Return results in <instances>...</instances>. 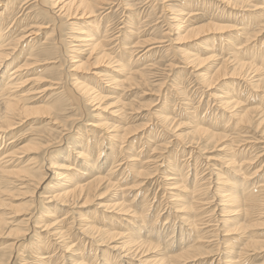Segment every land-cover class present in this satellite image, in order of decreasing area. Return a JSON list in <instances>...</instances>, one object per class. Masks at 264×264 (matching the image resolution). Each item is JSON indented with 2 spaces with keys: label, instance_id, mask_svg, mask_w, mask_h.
<instances>
[{
  "label": "rangeland",
  "instance_id": "1",
  "mask_svg": "<svg viewBox=\"0 0 264 264\" xmlns=\"http://www.w3.org/2000/svg\"><path fill=\"white\" fill-rule=\"evenodd\" d=\"M8 1L10 0H4L0 3V15L2 12H5V15H2L0 19H3L4 16L12 12L15 7L22 6L18 0L12 1L10 4H8ZM97 1L93 0V2ZM130 1L129 6H132V9L129 7L128 14L133 12L132 16H138L136 20L132 21L131 26L126 27L122 25L123 20L126 19V16H123V14L128 15L124 8L119 9L116 7L117 9L114 8L113 11L108 10L106 11L107 13H104L110 14V23L113 25L110 23L108 25L111 31L114 29L113 32H118L116 25L121 29V39L119 40L121 41V48L117 50V53L112 54L111 59L108 60L112 64H108L109 62L105 60L98 65L90 66L89 69L86 68L87 64L93 63L95 57H98V53L90 56L89 50L82 45L80 39L74 37L79 36L77 34L79 28L84 31L87 29L86 24L83 22L91 19H79L81 16L78 15V18L68 21L62 14L59 16L61 18L60 29L62 31L55 32V26L59 24V20L55 21L51 18L50 14L47 15V9L52 8H44L43 3L37 6L36 0L30 1L29 5L32 4V7L29 9L30 17L40 18L41 20H38L43 24V28H40L41 32L36 35V38L38 37L39 39H34L31 43L23 45V48L17 54V58H19V65L28 64V69L25 71H28L29 75L25 79L34 77L42 80V84L38 88L40 93L30 95L34 99L31 105L39 108L40 113H32L28 116V119H24L20 124H15V128L7 132L5 143L9 147L16 146V149L19 150L20 154H18L17 159L21 162L19 166L25 165L30 172L46 175V178L45 183L37 191L32 190L30 187L24 189L16 188L20 182L16 183V185L3 184V189L0 190V221L6 220L8 224L0 232V255L7 254V257L13 255V259H10V264H37L39 259L44 256V258L53 260L50 264H63L64 262L65 264H73L76 260L79 263L83 261L81 264H103L102 260L104 258L109 259L108 264H124L122 257L120 258L119 254L112 251L110 247L116 244H121V247H123L122 244L127 242L125 237L132 238L129 234L134 236V239H148L145 233L151 228H153V236L148 241V254L146 253L147 255L141 260L149 259L154 262L163 255H167L170 251L166 247L168 242H172V248L175 251L172 255L177 254L179 252L177 248L179 245L181 246L182 242L181 233L184 230L186 232L187 225L181 222L180 217H177L180 215L174 210L171 195L174 194L176 198L180 199L182 195L178 196L182 192L181 194L186 196L185 191L189 192L193 190L195 180L202 179V184L204 183L207 187L209 186V189L206 192L198 193L199 197L197 198L202 199L201 201L206 203V206H202V210L205 209L204 212H208L209 214H204L203 218H207L205 220H210L212 223H210L211 225H205L204 229L198 228L192 234H189L188 231L184 232V236L189 234L190 244L195 245L200 251L197 253L198 260L189 264H218L220 258L225 259L227 256H234V253L236 251L240 253L242 248H246L241 261L242 264H264V246L260 245L257 248L248 247L249 249L246 247L249 240L264 241V218L259 222H248L242 215H223L224 213L220 212L222 207L220 203L218 204V201L222 197L214 198L213 196L214 193L231 189L235 185L242 187L244 177L248 180V183H257L256 187L264 182V123L260 125L262 122L261 116L264 113V83L257 88L251 84V82L262 78L264 74V62H262L264 60V16L263 19L262 17L258 18L260 13L264 15V0H233L237 6L222 5L218 2L227 0ZM183 9L185 11L197 9L200 15L192 18V22L185 23L184 27L190 24L185 30L182 29L178 32L172 27V23L174 22L169 20L173 17V11L181 14V10ZM40 12L44 15L37 17L36 15H39ZM21 15L22 13H19L17 15L18 18ZM186 19L187 17H185ZM205 25L214 26L216 29H210L207 33L205 31L206 35H202L199 39L193 40V37L188 36L187 32L189 29ZM232 27L236 29L227 31V29ZM217 28H224L225 31ZM244 29L246 34L240 38L238 34L244 33ZM259 29H262V31ZM19 33L20 31H17L12 38L16 39ZM9 34L10 32H7V36ZM229 35H232L231 39L227 38ZM7 36L6 42H9L10 39H7ZM248 39H250L249 42L247 41ZM56 40H60L59 45L60 47L62 46V49L57 48L54 51L44 52V46L47 45V42L49 43L50 41L51 44V41H54L51 45L53 46V44H57L58 41L56 42ZM136 43L139 44L137 45L138 48L133 47ZM231 43L235 45H240L241 43L249 45L240 51L242 54H246L244 58L242 55L238 59L247 63L252 62V67L258 65L257 67H260L259 71H253L251 68V75L248 78H251V82L249 83L248 79L237 78L235 76L225 79L219 78L215 82L211 81L213 84L209 85L210 80L217 77L216 73L223 65L222 62L224 60L230 59V61H233L235 59L233 51L227 50ZM124 45L126 47L123 52ZM115 46L111 47L112 50L108 49L109 52H114L113 48ZM251 46L253 49L257 46L259 48L258 53L256 51L257 54L254 56ZM147 50H149V53ZM212 54L218 57L215 59L217 61L206 60ZM63 55L66 58L69 55L70 58L73 56L76 58L69 61ZM139 57L142 58L136 62ZM75 61L77 62L72 63ZM79 61H82L85 66L76 67L79 65ZM72 64H75V66H72ZM234 64L235 61L233 64H229L227 70L230 72L234 71L236 68ZM67 65L69 67L72 66L70 71L80 78L92 77L98 79L92 75L93 71H107L106 75L108 79L105 78L106 80L100 81L101 84L99 83L100 87L98 89L100 93L103 86L105 87L104 92L109 90V94L103 93L104 95H108V98L102 101L100 106L94 107H92V104L86 102V98H83L85 100L83 109L76 105V103L73 104L67 100L66 90L64 89V86L66 88L68 86L66 74L69 69H67ZM132 70H140L143 78L140 76L134 80H126L124 82V79H126ZM245 72L246 70H243L244 74ZM5 74H3V77ZM202 74L206 76L202 77ZM113 76L116 78V81L108 83L109 78ZM58 78L62 80L59 81ZM53 81L60 82L63 89L57 91V93L55 92L52 96L49 93H41V90L49 87ZM87 84L92 85L89 82ZM29 88L30 86L16 93V96L24 94ZM60 92L63 93L60 95ZM225 93L227 98L233 97L234 100L238 99L239 106L235 108L230 107V109L222 106L220 102ZM107 103H111V105L106 108L105 105ZM120 108L121 133L127 129V131L132 130L135 134L130 135L123 142H118L117 146L114 147L113 144L116 141L108 138V135L115 134L116 131L104 129L106 126L102 125L105 123L103 115L108 116L112 111ZM247 110L252 112V122L241 123V125L237 126L236 121ZM73 117L77 119L74 120ZM53 118L57 119V124L62 126L61 129L59 128V131L63 128L67 132L70 131L68 136H61L58 131H55L54 134L50 133V120ZM113 118H116V116H113ZM160 118L166 121L168 119L166 126L163 125ZM107 121V124L112 125L113 121ZM202 125L220 135H218L216 140H212L209 135H200L196 130L197 127ZM12 140H15V143L10 146V141ZM39 144L44 145H41V148L38 149ZM70 144L73 147L71 149L68 148ZM79 146L81 148L85 146L84 149L86 151L90 149L91 152L93 151V156L91 157L93 164L98 159L96 150L98 146L102 148L103 152L99 163L108 154L115 153L116 149L119 150V147L124 150L122 154H117L116 160L119 164L117 163L109 167V163L106 168L107 170L104 171V175L106 176L112 172L110 169H113V172L117 173L115 182L118 181V186H121L118 190L116 188L109 190L107 195L111 199L116 191L121 190L122 193H125L123 194L125 198L129 199L126 204L132 203L136 197L134 204L131 206V211H134L138 204L142 206V201L146 203L147 217L144 220L145 225L139 230L138 236H136L138 234L136 230L138 222L134 221L131 213L115 209L113 204L116 203V200H108V198L98 199L97 197L84 207L82 206L84 201L79 202L74 208L75 212H72L71 216L74 218L76 225L80 219L86 220L85 218H88L90 223L101 229L98 238L92 237L85 240V251L82 252L80 249L82 242L80 243L77 240L75 234L60 238L62 240L60 241L58 237L53 236L52 231L54 230L41 231L45 229L43 228L44 225L50 227V224L54 223L55 219H52L48 215V212L51 214L55 213L57 218H62L66 212V208L62 207L57 210L50 209L54 208L52 206L54 203H51V199L49 198L58 193L73 190L77 184H85L95 178V174H92V169H90L92 164H85L81 158H78L76 152L79 150L76 151L75 149ZM130 149H133L137 153V157L134 156V160H141L140 167L142 166V170L140 169V171H146L147 176L138 175L135 170L121 173L132 164L133 159L128 157L132 154ZM67 156L76 157L79 163H73L72 161L71 168H76V171L81 172L74 175V171L58 170L61 176L52 175L50 173L52 163L58 161L57 159L59 158H66ZM149 159H153V161L150 162ZM59 160L61 161L60 163H65L64 159ZM231 160H234V162H230ZM145 161L146 163L149 162L151 166L148 165L149 163L145 164ZM173 167L174 169H172ZM92 168L94 169L93 165ZM167 173L169 175L172 173L176 174L177 178H179V181H177L179 184L181 183L180 179H186L182 184L184 188L170 189L167 183L172 184L174 181H169L167 177L164 178ZM218 174H221L220 181L217 180ZM182 176L183 178H180ZM170 177L173 178V175ZM7 179L14 180L11 178ZM24 180H28V178ZM21 183L25 184L26 182ZM135 187L136 189L139 187L141 191H135ZM129 188H131L129 192L134 190L131 195H128ZM139 188L137 190H140ZM100 191L99 194L106 192L104 189ZM136 194L138 196H135ZM258 195L264 198V193L258 192ZM188 197L190 198L187 195L186 201L189 200ZM209 198L211 199L209 200ZM257 199L259 202V198ZM100 201H102V206L99 204ZM168 202L170 203L167 204ZM179 203L181 204L182 201ZM216 206H218V209L212 210ZM262 209L264 210V205H262ZM137 211L139 212L138 208L135 209V212ZM253 211H256L255 208ZM33 214L41 218L39 220L37 218L30 220ZM216 215L228 216L227 218H230L228 227L222 225V230L220 229L222 232L216 237L213 235L209 239V243H196L198 241L195 239L198 237L212 236L211 233H208L211 230L208 226H217L215 221L220 217ZM195 216L196 211H192L191 217ZM155 220H157L156 224L154 223ZM16 228L30 231V233L27 231L28 241L23 242L21 238H18L15 232ZM66 228L65 226L63 230L68 229ZM33 231H38L37 233L41 231V236L45 238L49 239L51 237L52 241L47 242L46 247L44 246L45 249L37 251L35 246L27 248L30 242L39 244ZM173 231L174 234H172ZM156 232L157 237L155 236ZM158 233L161 234V238ZM83 238L85 237L83 236ZM103 238H105V241L101 240ZM236 238L237 241H235ZM66 243L76 244L77 247L73 251L79 249V252L76 254L82 252V255L78 254L75 257H70L72 250L68 252L64 248V244ZM232 248L234 250L230 252ZM16 249L19 250L18 253ZM64 251L67 253H64ZM138 262V260H135L133 264H141ZM222 263L223 261H220L219 264Z\"/></svg>",
  "mask_w": 264,
  "mask_h": 264
},
{
  "label": "bare ground",
  "instance_id": "2",
  "mask_svg": "<svg viewBox=\"0 0 264 264\" xmlns=\"http://www.w3.org/2000/svg\"><path fill=\"white\" fill-rule=\"evenodd\" d=\"M3 1L4 0H0V3ZM12 1H15V0L8 1V4L12 3ZM18 1L22 6L21 7H15L12 10V12H10L6 16H4L3 19L2 18L0 19V24H1V26H0V190L3 189L2 188L3 184H13V185L15 184L16 185V183L20 182L19 184H17L16 188L24 189V188L30 187V188H32V190L37 191L45 183L46 175H39V174L32 173V172H30L29 169H27V167H25V165L22 167L19 166V163L21 164V162H20V160H17V159H18V154H20V152L18 149H16V146H11V144L15 143V140L10 141L11 147H9V145H6V143H5L7 132L10 131L11 129L15 128V124H20L24 119H28V116L32 113H40L39 108L31 105L32 102L34 101V99L32 97H30V95L40 93L38 88H39L40 84H42V80H38L37 78H34V77L25 79V77H27L29 75V72L25 71L26 69H28V67H27L28 64L25 63L24 65H19V58H17V54H18L19 50H21L23 48V45H26L27 43H31L34 39H39L38 37L36 38V35H38L41 32L40 28L41 29L43 28V24L41 22H39L41 20L40 18H36L33 16L30 17L29 9L32 7L31 6L32 4L29 5V3L31 0H18ZM129 1L130 0H98L97 2H93V0H36V2L38 3L37 6L40 5L41 3H43L44 8H52V9H47L48 10L47 15L50 14L51 18L55 21L59 20V22H58L59 24H57L55 26L56 27L55 32L56 31L57 32L62 31L60 29L61 18L59 17L62 14H63V16H65L66 19H68V21L71 19L78 18V15L81 16L79 19H82V18L91 19L89 21L83 22L86 24L87 29L84 31L81 28H79L78 33H77L79 36L74 37V38L80 39V41L82 42V45H84V47H86L89 50L90 56L93 55L94 53L95 54L98 53L97 54L98 57H95V61L93 63L87 64V67H86L87 69H89L90 66L98 65V64L104 62L105 60H106V62H109L108 64H112L108 60L111 59L112 54L117 53V50L121 48V41H119L121 39V37H120L121 29L119 27H117V25H116V29L118 30V32H116V33H115V31L113 32L114 29H112V28H111L112 29V31H111L109 29L110 27L108 25L111 22L110 14L108 15V14H104V13L108 10L113 11L114 8L117 7L119 9L124 8V10H126V13L128 14L129 7H131L130 9H132V6H129ZM143 1H145V0H143ZM158 1H165V0H158ZM218 2L222 5L228 4L229 6H237V4L233 2V0H227V1H223V2L218 1ZM156 3H155V5H156ZM133 4H134V2H133ZM27 5H29V6H27ZM26 6H27V8L25 9ZM168 9H170V8H168ZM55 10H57V11H55ZM27 11H28V13H26ZM43 12L45 13V11H43ZM19 13L20 14L22 13L23 17L21 15L20 18H18L17 15ZM135 13H137V12H135ZM172 13H173L172 14L173 17L169 21L172 20L174 22V23H172V27H174V29H176V31H178V32L182 29L185 30L186 27H188V25L190 24L189 23L187 26L184 27L185 23L187 24L188 22H192V18L200 15L198 13L197 9L190 10V11H185L183 9V10H181V14H177L176 11H173ZM2 15H5V12H2L0 17ZM42 15H44V14L40 12V14L36 15V16L42 17ZM132 15H133V12L129 13L128 15L123 14V16H126V19L123 20L122 25H124L126 27L131 26L133 23L132 21L136 20V17H138V16L134 17ZM263 16L264 15L262 13H260V15H258V18L260 19V17H262V19H263ZM185 17H187L186 20H185ZM38 19H40V20H38ZM10 21H12V22H10ZM258 23H260V22H258ZM71 24H74V23H71ZM111 25H113V24H111ZM120 25H121V20H120ZM120 25H118V26H120ZM101 26H102V28H101ZM210 26L211 25H205L203 27H193V28L188 30L187 34H188V36L193 37V40L199 39V37H201L202 35H206L208 30L216 29V28H214V26H212V27H210ZM217 29H222V31H225L224 28H217ZM233 29H236V28L232 27L230 29H227V31H233ZM5 31L10 32V34L7 36V32H5ZM17 31H20V33L16 36V39L12 38V36ZM205 31H206V33H205ZM260 31H262V29ZM53 32H54V30H53ZM51 34H53V33H51ZM116 34H118V35H116ZM245 34H246V31L244 29V33L243 32L239 33L238 36L240 38H242L243 37L242 35H245ZM6 36H7V39H10L9 42H6ZM249 37H251V36H249ZM227 38L231 39L232 35H229V37H227ZM50 40H51V38H50ZM60 40H56V42L57 41L58 42H57V44H53V46H51V45H52V42L54 43V41H51V44H50V41H49V43L47 42V45L44 46V52L54 51L57 48L62 49V46L60 47V45H59ZM247 41L249 42L250 39H248ZM44 43H46V42H44ZM62 45H63V42H62ZM114 45H116L115 48H113L114 52H112V53L109 52V50H112L111 47ZM137 45H139V44L136 43L133 47L138 48ZM149 45H152V44H149ZM241 45H243V44L241 43L240 45H235V44L231 43L230 46H228L227 50L233 51V54L235 55V59H234V57H233V59H234L233 61H230L229 58H228L229 60H224V61L222 59L223 65L218 69V71L216 73L217 77L212 78L210 80L209 85H212L213 82H215L219 78L225 79L227 77H235L236 76L237 78H243V79L247 80L251 75V73H250L251 68L253 71H259L260 67H257L258 65L255 67H252L253 66L252 62L247 63L246 61L238 59V57L242 56V55H243L242 57L244 58V56L246 54L245 53L242 54V52H240V51L249 46V45H245V44L243 46H241ZM256 45H257V43H256ZM125 47H126V45H124V48H123L124 50L122 49L123 52L125 51ZM251 48H252V46H251ZM251 48H249V49H251ZM256 51L258 53V51H259L258 46L255 47L254 49L252 48V53H254L253 56L255 54H257ZM66 52H68V51H66ZM147 52L149 53V50H147ZM260 52H261V49H260ZM216 57L217 56L215 54H212L206 60L207 61H211V60L217 61L215 59H217L218 57L217 58ZM74 58H76V57L73 56L72 58H70V55H69V56H67L66 59L70 61L71 59H74ZM141 58L142 57H139L136 60V62L138 60H140ZM132 61H133V63L135 62L134 59ZM234 61H235L234 65L236 66V68L234 69V71L230 72L227 70L228 65L233 64ZM76 62L77 61L72 62V63H76ZM79 62H80L79 65H77L76 67L80 68V67L85 66V64L82 63V61H79ZM262 62H264V60ZM72 66H75V64H72ZM72 66L67 67V69H69V71L67 69H65L68 71V73L66 74L68 86H67V88L64 86V89L66 90L67 100L71 101V103H73V104L76 103V105L80 106L82 109H83V106H84L83 104L85 101L83 98H86V102L88 104H92L93 105L92 107L100 106L102 101H104L106 98H108V95H104V94L110 93L109 90L104 92V89H105L104 86L101 88V93H100V90L98 89V87H100L99 85L101 84V82L103 80L108 79L107 78L108 76L106 75L107 71H104V72L103 71H93L92 75H94L98 79H95L92 77L80 78L78 75L72 74V72L70 71ZM243 70H246L245 74L243 73ZM4 73H6V74L3 77ZM140 76L143 78V74L141 73L140 70H134V71L132 70L127 77L125 76L126 79H124V82L126 80L127 81L128 80H134ZM204 76H206V75L202 74V77H204ZM58 79H59V81L62 80L61 78H58ZM250 79H248L249 80L248 83L251 82ZM205 80H207V79H205ZM115 81H116V78L113 76V77H110L109 81H107V82L113 83ZM211 81H213V82H211ZM87 82L91 83L92 85L87 84ZM262 83H264V74H263L262 78H259L255 81L251 82V84L254 85L255 88L260 87V85ZM109 85H111V84H109ZM29 86H30V88L27 92H25L22 95L16 96V93L21 92L23 89H25ZM61 89H63V88H61V83L53 81L51 83V85H49V87H46L45 89L43 88L41 90L42 91L41 93H43V92H45V94L49 93V95L52 96L55 94V92L57 93V91H60ZM62 93L63 92H60V95ZM226 96L227 95L225 93L223 98H222V101L220 102V104L222 106L229 108V109H230V107L235 108V107L239 106L240 103L238 102V99L234 100L233 97L227 98ZM110 105H111V103L110 104L107 103L105 105V107L107 108ZM97 108H99V107H97ZM251 114H252V112L250 110H247L246 113L241 115L238 118V120L236 121L237 126H239V124L241 125V123H251L252 122ZM103 116H104L103 121H105V123L102 125L106 126L104 129L116 131L115 134L108 135V138H111V139H113V141H116L113 144L114 147L117 146L118 142H120V141L123 142V141H125V139L127 137L135 134L132 130L127 131V129H126V131L121 133V108L116 110V111H112L111 114L108 116H106V115H103ZM113 116L114 117L116 116V118H113ZM75 119H77V118H74V120ZM112 119H114V120H112ZM107 120L113 121L112 125L107 124L108 123ZM160 120H161V118H160ZM261 121L262 122L260 123V125H262L264 123V113L261 116ZM161 122L163 123V125L166 126L168 119H167V121L165 119H162ZM50 123H51L50 124V126H51L50 127V133L54 134L55 131H58L59 135H61V136H68L70 134V131L67 132V130L64 128L59 131V128L61 129L62 126L60 124H57V119L53 118L52 120H50ZM116 123H119V124H116ZM55 127H56V129H54ZM196 132L199 133L200 135H204V136L209 135V137L212 140L213 139L216 140L218 135H220V134L214 133L213 131H210L204 125L197 127ZM41 145H44V144H41ZM41 145L40 144L38 145V149L41 148ZM132 146L134 147V145H132ZM84 147L85 146H82V148L80 146L76 147L75 150L76 151L79 150L78 152H76V154H77L78 158H81L83 160L82 162H84L85 164H92L93 165L94 169L92 168V165L90 166V169H92L91 170L92 174L93 173L95 174V178L88 183L80 184V185L77 184L73 190H69V191L67 190V191H64L62 193H58V194L52 196L51 198H49V199H51L50 202L54 203V204H52V206L54 208H50V209L57 210V209L62 207L64 209L66 208V212L62 218H57L55 213L51 214L50 212H48L49 213L48 215L52 219H55L54 223L50 224V227L48 225H44L43 228H45V229L41 230V231H46L48 229H51L49 231L54 230V231H52L53 232L52 234H53V236L58 237L59 240H60V238H65L67 235L75 234L77 237V240H79L80 243L82 242L80 245V249L82 250V252L85 251V249H86V241L85 240L87 238H92V237L98 238L99 234L101 232V229L97 228L96 225L90 223L88 218H85L86 220L80 219L79 223H78V221H76L78 223L76 225L74 218L71 216H72V212H75L74 208L77 206V204H79V202L84 201L82 204V206L84 207V206L88 205L95 197H97L98 199L108 198V200H116V203L113 204V207L115 209H119V211L131 213L132 217L134 218V221L136 220L138 222L137 223L138 226L136 228V230L138 231L137 232L138 234H136V236L139 235V230L145 225L144 220L147 217V215H146V212H147L146 207L147 206H146V203H144V201H142L143 202L142 206H139V204L136 205L137 207L135 209L138 208L139 212L138 211L135 212V209H134V211L133 210L131 211L130 209H131V206L134 204V200L136 197L134 198L132 203L126 204L127 201H129V199L127 200L125 198V196L123 195L125 193H122L121 190L118 192L116 191L114 196L111 199H109V196L107 195L109 190L115 189V188L118 190L121 186H118V183H119L118 181L115 182L117 173L113 172V169H110L112 172L110 171L111 173H109L106 176L104 175V171L107 170L106 168H107L109 163H110L109 167L111 165L118 163V161L116 160L117 154H119V155L122 154L124 150L119 147V150L116 149L115 153L108 154L107 157H105V159H103L102 162L99 163V159L101 158V155H103V152H102V148L98 146V148L96 149L97 153H98V159L93 164V162H92L93 159L91 160V157L93 156V151L91 152L90 148H89L90 150L86 151L84 149ZM68 148L69 149L73 148L72 144H70L68 146ZM130 150L132 151V154L129 155L128 157L133 159L132 164H130L128 166V168H125L124 171L121 173L122 174L128 173L131 170H135V171H137L138 175H142L143 177L147 176L148 174L146 171H144V170L140 171V169L142 168V166L140 167L141 160L140 161L134 160V156L137 157V153L134 152L133 149H130ZM76 154H74V155H76ZM62 157H64V156H62ZM149 157H152V156H149ZM130 158H129V160H130ZM59 159H64L65 163H60L61 161ZM59 159H57L58 161H55V163H52V165L50 166L51 172L50 171L49 172L52 173V175L61 176V173H58L59 172L58 170L74 171L73 172L74 175L81 172L78 170L76 171L75 170L76 168H74V167H73L74 169L71 168L72 161H73V163H79L77 161L76 157L74 158L73 156H67L66 158H59ZM139 159H140V157H139ZM149 160H150V162L153 161V159H149ZM154 161H156V160H154ZM230 162H234V160H231ZM121 163H122V160H121ZM148 163H146V161H145V164H148ZM57 164L60 166H58ZM148 165L151 166L150 163ZM126 169H128V170L125 171ZM172 169H174V167ZM48 170H49V168H48ZM86 173L89 174V172H87V171H86ZM88 174H84V175H88ZM171 175H173V178L170 177ZM165 177H167V179L169 181L170 180L174 181V183H172V184L167 183V185H169L170 189L173 190V189H177L178 187L182 188V189L184 188L182 186V184L186 181V179H180L181 183L179 184V182L177 183V181H179V178H177L176 174L172 173L169 175L167 173L164 176V178ZM217 177H216L217 180L220 181L221 180V178H220L221 174H218ZM7 178H11L14 180H8ZM26 178H28V180H24ZM122 178H119V179H122ZM180 178H183V176ZM243 180L245 182L244 181L242 182V184H243L242 187L235 185L231 189L221 190L220 193H214L213 196H214V198L222 197V199L218 201V204L220 203V206L222 207L220 212L224 213L223 215H228V216L229 215H232V216L242 215V216H244V218L246 220H248V222H253V221L259 222L260 220H262V218H264V210L262 209V205H264V198H261V196L258 195V192L264 193V182L260 183V186L256 187V185H258L257 183H255V182L254 183H248V180L245 179V177L243 178ZM201 181H203V180L202 179L201 180H199V179L195 180L193 190L192 191L190 190L189 192L185 191L186 196L187 195L190 196V198L188 197L189 198L188 201H186L187 200L186 196L181 194L182 192H180L179 196H178V197H180V195H182V198H180V199L176 198V195H174V194L171 195V197H172L171 201H173L174 210L177 213H179V215H180L177 217H180L181 222H184L187 225L186 232L188 231L189 234H192V232H195L198 228L204 229L205 225H207V224L209 225L210 223H212L210 220L209 221L205 220L207 218H203V215L208 213V212H206V213L204 212L205 209L202 210V206H206V203H204V201H201L202 199L197 198V197H199L198 193L203 192V191L206 192L209 189L208 188L209 186L207 187L206 184H204V183L202 184ZM21 182H26V183L24 184ZM29 182H30V184H29ZM117 186H118V188H117ZM138 186H139V184H138ZM102 189L106 190V192L99 194L101 192L100 190H102ZM130 189L131 188L128 189V195L133 194L132 191H134V190L135 191H141L140 188H139L140 190H137L135 187L134 190H131L129 192ZM210 189H211V186H210ZM218 194L221 196H219ZM135 196H138V194H136ZM257 198H259V202H258ZM168 199H169V197H168ZM191 199H192V201H191ZM210 199L211 198H209V200ZM180 201H182L181 204L179 203ZM169 203L170 202H168L167 204H169ZM99 204H100V206H102L101 205L102 201H100ZM210 204H212V203H210ZM217 207L218 206H216L212 210H216ZM168 208H169V205H168ZM254 208L256 210L255 212L253 211ZM172 210H173V208H172ZM192 211H196L195 217H191ZM182 212L184 213L183 215H182ZM211 212H213V211H211ZM70 217L73 219H71ZM217 217H220L218 220L216 219V221H215L217 223V226H215V225L214 226H208L209 228H211V230H209L208 233H211L212 236H210V237H207V236L198 237L195 239L196 241H198L196 243H204V244L209 243L208 241H209V239H211L213 237V235H215V237H216L219 235L220 232H222V231H220V229L222 230V225L227 226L229 224L230 218H227L226 216H222V215L217 216ZM33 218H37L39 220L41 217L38 218L36 215L33 214L30 217V220ZM112 218H114V216H112ZM158 218H159V216H158ZM156 222H157V220H155L154 223L156 224ZM7 224L8 223L6 220L0 221V232H2L3 227ZM33 226H34V224H33ZM65 226L68 228V229L66 228L67 230H63V228ZM27 231H25L24 229L21 230L19 228L15 229L16 235L18 236L19 239L21 238V241H23V242L28 241ZM41 231H39V233H37L38 231L37 232L33 231L36 234V237H37L36 241L39 244H35L34 242H32V243L30 242L28 244L27 248H32L35 246L36 250L38 251V250L43 249L44 246L46 247V244H48L47 242H50L51 237L48 239V238L41 236V234H40ZM152 231H153V228H151L150 230L147 231V233H145L146 238H148V239H144V240L134 239V236L129 234L132 238H128L126 236L125 238H126L127 242L122 244L123 247H121V244L120 245L116 244L113 247H110V249L112 251L116 252L117 254H119L120 258L122 257V259L124 260V264H133L135 260H138L139 261L138 263H141V264H163V262H166L164 264H189V263H192V262L198 260L199 257H198L197 253H199L200 251L198 250L197 247H195V245L190 244V242H189L190 237L188 238L189 234H187V236H184L185 230L184 231L182 230L183 231L181 233V237H182L181 241L182 242H181V246L179 245L180 248H179V246L177 248V250H179V252L177 254L172 255L175 251H174V248H172V242L171 243L168 242L167 243L168 245H166V247H167V250H170V251L168 252L167 255H163L161 258H159L158 260H156L154 262L150 261L149 259L142 261L141 259L145 255L148 254L147 253V251H148L147 248H148V244H149L148 241L151 240V238L153 236ZM174 231L172 234H174ZM28 232L30 233V231H28ZM158 234L160 235V238H161L162 237L161 234L160 233H158ZM256 234H261V233H256ZM50 235H51V233H50ZM83 236L85 238H83ZM155 236L157 237V232H156ZM56 237H54V238H56ZM186 237L188 238V241H187ZM71 238H73V237H71ZM200 238H202L201 241H203V242L200 241ZM101 240L105 241V238H103ZM54 241H56V240H54ZM60 241H62V240H60ZM235 241H237V238ZM90 243H92V242H90ZM71 245L72 244H70V243L64 244V248H66L68 252L70 250H72V253L70 252V257L71 256L75 257L78 254L81 256L82 252L76 254L77 252H79V249H77V250L75 249L73 251V249L77 247L76 244L72 245V246ZM89 245H91V244H89ZM247 245H246L247 249H249L250 247L251 248H257L260 245L264 246V241H257L255 239H252V240H249V243H247ZM90 248H92V246H90ZM60 250H61V248H60ZM91 250H93V249H91ZM232 250H234V248L230 249V252H233ZM250 250H252V249H250ZM16 251L18 253L19 250L16 249ZM244 251H246V248H242L240 253H237V251H236V253H234V256H227V257H225V259L220 258L218 260V264L220 263V261H223L224 264H242L241 261L244 257L243 256ZM65 252L66 251H64V253ZM230 252H228V253H230ZM55 254H54V256H55ZM15 255H16V253H15ZM37 256H39V255H37ZM12 257H13V255L10 257H7V254L6 255L1 254L0 255V264H10V259ZM44 257H41V258L38 257L40 259L37 262V264H50V262L52 263L53 260H49V259L44 258ZM109 257H110V255H109ZM80 258H82V257H80ZM34 259H36V258L34 257ZM63 259L65 260V258H63ZM77 261L78 260H76V262H74L73 264L83 263V261H81L80 263ZM102 261H103V264L109 263L108 262L109 259L107 260L104 258ZM11 262H12V260H11ZM63 264H65V262Z\"/></svg>",
  "mask_w": 264,
  "mask_h": 264
}]
</instances>
